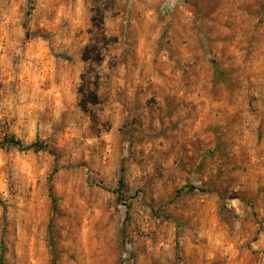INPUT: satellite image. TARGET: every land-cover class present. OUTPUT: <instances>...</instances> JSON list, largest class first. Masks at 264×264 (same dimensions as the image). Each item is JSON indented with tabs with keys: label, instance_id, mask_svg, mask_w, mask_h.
Masks as SVG:
<instances>
[{
	"label": "rangeland",
	"instance_id": "374dc122",
	"mask_svg": "<svg viewBox=\"0 0 264 264\" xmlns=\"http://www.w3.org/2000/svg\"><path fill=\"white\" fill-rule=\"evenodd\" d=\"M84 2L77 21L76 0H16L14 38L54 72L34 139L0 133L45 169L0 194L1 264L84 247L89 264H264V0Z\"/></svg>",
	"mask_w": 264,
	"mask_h": 264
},
{
	"label": "clouds",
	"instance_id": "9594fccd",
	"mask_svg": "<svg viewBox=\"0 0 264 264\" xmlns=\"http://www.w3.org/2000/svg\"><path fill=\"white\" fill-rule=\"evenodd\" d=\"M20 2L23 3L25 0ZM148 3H151V0H148ZM176 3L177 0H168L169 7H175ZM74 7L78 21L84 12V0H76ZM139 7L144 6L139 5ZM17 8L16 0H13L11 8L8 7V0H0V83L5 85L0 89V133L12 134L23 126L28 130L29 137L34 139L38 117L43 112L39 102L43 99L40 95L43 92L41 86L46 79L52 78L54 70L44 65L40 58H33L29 52L23 51L19 41L14 38L19 25V20L15 16ZM65 14L64 9L61 8L57 22L60 16ZM144 14L149 20L152 19L153 14L150 10L145 8ZM9 51L12 55H9ZM12 56L20 58L15 69L12 65ZM12 83H15V92L11 90ZM25 147L28 145L25 144ZM44 170L30 151L13 150L9 153L0 150V194L4 199L9 198V176L12 182L18 181L20 185L26 186L34 182ZM19 234L21 244L25 243L26 236L23 229ZM18 253L22 254L19 248Z\"/></svg>",
	"mask_w": 264,
	"mask_h": 264
},
{
	"label": "trees",
	"instance_id": "16d2710c",
	"mask_svg": "<svg viewBox=\"0 0 264 264\" xmlns=\"http://www.w3.org/2000/svg\"><path fill=\"white\" fill-rule=\"evenodd\" d=\"M1 143L6 144V145H10V146H14L20 150L47 149L46 146L39 144L37 142L29 144L28 147H25V145L19 139L15 138L14 136L5 137ZM118 183H119V187L122 186V184H123L122 176L119 178ZM4 250H5L4 242H3V240H1V242H0V264L2 263V260H3Z\"/></svg>",
	"mask_w": 264,
	"mask_h": 264
},
{
	"label": "bare ground",
	"instance_id": "6f19581e",
	"mask_svg": "<svg viewBox=\"0 0 264 264\" xmlns=\"http://www.w3.org/2000/svg\"><path fill=\"white\" fill-rule=\"evenodd\" d=\"M92 256V254L89 252L88 249H86L84 247V251L82 252L81 256L78 257L76 255L75 259H73L72 264H89L90 257Z\"/></svg>",
	"mask_w": 264,
	"mask_h": 264
}]
</instances>
